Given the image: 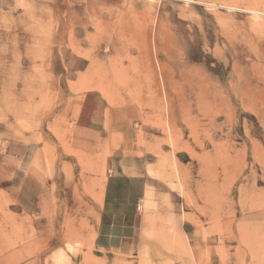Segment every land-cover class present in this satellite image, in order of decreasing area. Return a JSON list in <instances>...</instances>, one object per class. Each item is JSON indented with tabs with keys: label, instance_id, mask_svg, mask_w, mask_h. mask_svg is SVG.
I'll return each instance as SVG.
<instances>
[{
	"label": "rangeland",
	"instance_id": "1",
	"mask_svg": "<svg viewBox=\"0 0 264 264\" xmlns=\"http://www.w3.org/2000/svg\"><path fill=\"white\" fill-rule=\"evenodd\" d=\"M127 142L167 184L98 258ZM28 259L264 264V0H0V264Z\"/></svg>",
	"mask_w": 264,
	"mask_h": 264
},
{
	"label": "crops",
	"instance_id": "2",
	"mask_svg": "<svg viewBox=\"0 0 264 264\" xmlns=\"http://www.w3.org/2000/svg\"><path fill=\"white\" fill-rule=\"evenodd\" d=\"M133 149L136 147L132 146ZM108 157L107 174L93 228L91 254H134L145 226L146 206L158 205L157 192L166 185L160 159L148 152L129 153V142L118 146ZM13 264H46L39 260H22ZM62 264H71L64 262Z\"/></svg>",
	"mask_w": 264,
	"mask_h": 264
},
{
	"label": "bare ground",
	"instance_id": "3",
	"mask_svg": "<svg viewBox=\"0 0 264 264\" xmlns=\"http://www.w3.org/2000/svg\"><path fill=\"white\" fill-rule=\"evenodd\" d=\"M101 179V178H100ZM105 179L106 178H103L102 180H101V182H100V191H98L99 193H98V196H99V199H100V201H99V203L101 202V199H102V194H103V188H104V184H105ZM103 200V199H102Z\"/></svg>",
	"mask_w": 264,
	"mask_h": 264
}]
</instances>
